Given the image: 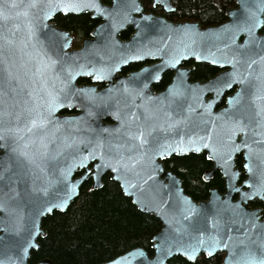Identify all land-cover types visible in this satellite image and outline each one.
Returning a JSON list of instances; mask_svg holds the SVG:
<instances>
[{"label": "water", "instance_id": "95a60500", "mask_svg": "<svg viewBox=\"0 0 264 264\" xmlns=\"http://www.w3.org/2000/svg\"><path fill=\"white\" fill-rule=\"evenodd\" d=\"M152 1L167 13L176 9L172 0ZM96 2L107 10L104 14H98L93 9L67 13L57 10L44 21L46 0H38L36 7H29L32 0H0L9 17L7 20L0 19V114H10L0 116V119L7 121L8 126L16 125L14 117L17 113L38 104L33 91L40 87V81H50V74L53 81L57 75L66 80V70L79 72L70 82V87H76L79 78L92 77L87 72L95 73L103 69V78L96 80L92 77V81L107 84L101 91H97L96 87H87L95 89L106 102L98 100L95 105L84 102V107L79 105V109L83 110L79 116L52 118V124L46 129L48 155L43 162L38 157L36 159L45 167L44 173L14 151L17 144L23 145L22 141L14 142L13 137L0 141V262L12 264L16 260L20 264L17 259L21 255L20 245L34 222L37 233L44 235L32 237L39 247L30 249L24 261V264H30L32 251L40 248L39 239L47 236L43 220L54 212H66L87 181H93V190L103 188V178L110 174L111 180L119 184L123 194L139 211L157 218L162 228L151 240L152 256L145 248L137 246L100 264H121V257L137 251L143 252L155 264L156 258L162 254L161 250L168 247L173 248L174 254L166 257L164 264L178 256L186 259L175 252V248L195 243L200 233L205 237L214 236L222 245H227L221 246L213 255L224 254L222 264H245V246L259 255L260 245L264 244L263 209L251 206L255 200L264 203V198L254 196L242 200L240 193L232 190L231 184L242 191H251L245 181L256 185L264 178V121L255 116L246 86L234 82L231 88L222 89L219 94L216 91L219 87L217 82L230 80L228 74L234 71L232 64L225 63V59H239L241 63L237 67L244 71V61L264 55L258 43L250 42L247 33L234 28L223 30L238 19L242 21L245 18L243 0H236V6L226 12V22L207 27H202L197 21L172 22L165 17L145 13L142 0H112L111 5L104 4L102 0ZM12 3L16 4L15 8L9 7ZM261 3L262 0H250L252 7ZM164 4L174 11L166 10ZM86 13L103 22L92 32L93 38L84 41L80 50L68 52L72 37L56 30L51 22L59 14ZM261 18L264 19V13ZM128 28H132L134 34L129 41H123L119 36ZM262 28L255 30L259 42H264V34L260 33ZM63 34H67L66 37ZM4 38L12 43L5 44ZM60 41L62 45L55 44ZM65 43L67 47H64ZM56 49L60 52L57 53ZM46 50H52L47 64L51 60L56 61L51 68L41 65V60L47 58L43 54ZM197 56L201 58L197 59ZM174 60H179V63L172 67ZM191 60L222 71L206 82H192L190 73L194 67L183 66ZM213 60L218 62L213 63ZM143 61L155 63L127 76L119 74L123 67ZM259 67V64L253 65L257 70ZM168 71L174 72L171 83L156 93L153 85ZM235 86L238 89L228 97L227 106L216 110L224 94ZM242 91L244 98L240 103L230 105L229 98ZM108 119L110 123L106 122ZM236 121L246 125L247 130H235L233 125ZM140 133H143L142 144L139 139L132 138ZM230 135L231 143H247L252 148L250 159L247 148L241 147L240 151L233 153L231 170L239 175L231 182L217 160L209 159L212 148L228 144ZM25 136L28 134L25 133ZM180 140L190 151L184 154L163 151L166 145L175 146ZM189 140L200 145L199 152L194 150L193 145H188ZM98 142L102 147H97ZM203 144L210 147L205 148ZM29 149L34 152L35 146L29 145ZM93 150L102 152L105 160L119 169L113 172L112 168H102L101 187H95L96 180L92 178L81 183L85 170L75 167L81 155ZM203 153L212 163V167L203 174V180L210 182L219 172L225 189L221 192L218 187H212L207 199L196 201L186 193L182 179L166 168L165 161L173 156ZM238 156L243 157V169L237 166ZM99 163L97 158L89 163V167ZM246 163H251L252 172L244 168ZM79 172L82 174L76 177ZM64 173H67L66 181ZM66 184H75L77 194L65 210L44 211L59 204ZM240 241L245 243L241 245ZM36 264L56 263L43 259ZM127 264H144V260L129 257Z\"/></svg>", "mask_w": 264, "mask_h": 264}, {"label": "snow or ice", "instance_id": "6c2138e0", "mask_svg": "<svg viewBox=\"0 0 264 264\" xmlns=\"http://www.w3.org/2000/svg\"><path fill=\"white\" fill-rule=\"evenodd\" d=\"M38 0H32V3L29 7H36ZM160 0H156V3H159ZM119 3H117V7H119ZM155 6V4L153 5ZM10 8H15L16 4L12 3ZM164 7L168 11H174V9L169 8L167 4H164ZM242 7L246 12L245 18L240 21L239 19L233 25L226 26L223 30L227 31L229 28H234L238 32L247 33L250 42L258 43L260 48L264 50V42H259L256 40L255 30L264 27V19L261 18V14L264 13V0L258 7L250 6V0H243ZM84 9H93L98 14H104L107 10L102 8L96 0H46V10L43 11V20L46 21L51 18V15L54 11L62 10L65 13L68 11L79 12ZM139 10V9H137ZM111 15V14H109ZM9 17L3 5H0V19L7 20ZM144 19H148V17H144ZM47 27V25H44ZM31 30V24L29 25ZM65 37L67 34H63ZM5 39V44L10 45L12 42ZM64 47H67V43L64 44ZM138 58V57H136ZM201 57L197 56V59ZM50 59V58H49ZM127 62V61H125ZM218 61L213 60V63H217ZM225 63L232 64L234 71L228 74L231 79L230 80H222L218 81L219 87L216 89L217 94L220 93L222 89L231 88L234 82H239L241 85L246 86L247 95L250 100L251 106L255 109V116L260 117L261 121H264V55H258L256 59L249 58L244 61L246 64V70L241 71L237 65L241 63V61L235 57L233 59H225ZM56 61H50V64H45L44 67H50L54 65ZM179 63V60H174L172 63V67H175L176 64ZM259 64V69H254L253 65ZM39 71V69H38ZM67 71V79L62 81V87L59 92H48L47 99H42V102L39 104H34L32 107H27L23 109L21 112L17 113L14 117L16 120V125L14 127L8 126V122L0 119V141L6 140L8 137H13L15 141H22L23 145L17 144V148L14 151H18L19 155L27 161L28 164L34 165L39 169L41 173L45 172V167L42 163L38 164L36 162L37 157L43 162L47 155V143L46 137V129L50 124H52V116L53 113L59 108H72L74 106L76 99H81L80 106L84 107V102H87L89 105H95L98 100L102 102H106L103 97L98 96L93 88H79L74 89L70 87L71 80L75 79L79 72H73L71 70ZM104 70H97L95 73L92 71L87 72L86 74L92 76L96 80H100L103 78ZM182 75V73H181ZM159 79V77H156ZM147 87V85H145ZM125 92L128 91L127 88L124 89ZM244 98L243 91L242 93H238L236 97L229 98L230 105H235L240 103V101ZM91 114V113H89ZM9 113H2L0 116H7ZM259 126V122H258ZM234 129L237 131L244 132L247 130V126L241 124L240 121L234 122ZM25 133L28 136H25ZM235 131L233 132V135ZM143 133H140L139 136H133V139H139L141 144L144 142ZM232 136H229V143L222 144L220 147H213L212 153L209 156V159H216L217 162L221 165L224 170V174L229 177L230 182L234 180L239 173L231 170L230 162L233 158V153L240 151L241 147L248 149L249 159L252 155V148L247 144H234L231 143ZM202 140V138H201ZM29 145L35 146V151H31L29 149ZM188 145H193L194 150L196 152L200 151V145L196 143V141L189 140ZM97 147H102V144L98 142ZM203 147H210L208 144H203ZM164 152H175L177 154H184L190 151V148L185 145L183 140H180L173 146L172 144H168L163 149ZM157 155H162V153H157ZM99 158V164H93L92 167H89V163L95 161ZM75 167L84 169V173L81 177V183L92 178L96 180L95 187H101L100 183V170L105 167L112 168L113 172H118V168H113L111 163L105 160V157L102 152H97L95 150L87 152L85 155H81ZM244 168L249 172H252L251 163H246ZM64 180H67V173L63 175ZM245 184L251 188V191H242L241 188L235 187V184H231L232 190L237 193H240L242 200L251 199L254 196H259L264 198V178L261 179L259 184L252 185L245 181ZM77 186L75 184H66V191L64 192L63 197L60 198V202L58 205L49 206L44 209V211L52 212L56 208H59L60 211L65 210V208L69 205V202L73 199L76 193ZM42 214V213H41ZM255 226V225H253ZM37 225L33 222L31 228L28 230L27 238L24 243L20 245V253L21 255L17 257L20 264H24V261L30 254V249L38 248L39 244L35 243L32 239L34 235H44V233H37L36 231ZM241 245L245 242L240 241ZM227 247V245H222V242L214 237L208 236L205 237L203 233H200L195 243L180 245L175 248V252H179L190 262H194L197 260L198 256L203 254L207 257H212L214 253L221 247ZM162 254L156 258L155 264H164V259L168 256H172L174 254V250L171 247L161 250ZM243 259H245V264H264V244L260 245L259 255L257 252L253 251L250 247L245 246ZM129 257L135 259L137 257H141L144 260V264H153V261L148 259L145 254L141 251L129 253L127 256L121 257V264H127L129 261ZM3 264V262H0ZM12 264H17L16 260L12 261ZM115 264V262H113Z\"/></svg>", "mask_w": 264, "mask_h": 264}, {"label": "trees", "instance_id": "16d2710c", "mask_svg": "<svg viewBox=\"0 0 264 264\" xmlns=\"http://www.w3.org/2000/svg\"><path fill=\"white\" fill-rule=\"evenodd\" d=\"M105 2H110L105 0ZM147 3V0H145ZM176 11L170 15L176 21H197L203 27L218 25L227 20L226 12L236 6V0H173ZM60 25L72 30L77 36L87 35L95 24L89 14L59 16ZM217 69L207 64H197L193 78L200 81L216 75ZM159 87H163L162 85ZM242 157L237 166L242 168ZM167 169L180 177L187 194L196 201L205 200L212 187L221 192L225 182L216 172L210 182L203 180V174L212 167L206 154L173 156L165 161ZM253 208L264 203L255 200ZM47 236L40 238V248L32 251L30 264L50 259L56 264H100L141 246L153 255L151 240L161 228V222L142 213L126 197L119 184L104 177V186L93 190L85 183L75 202L64 212H54L43 220ZM224 254L206 258L200 257L194 264H222ZM167 264H193L185 258L174 257Z\"/></svg>", "mask_w": 264, "mask_h": 264}, {"label": "flooded vegetation", "instance_id": "af4514ba", "mask_svg": "<svg viewBox=\"0 0 264 264\" xmlns=\"http://www.w3.org/2000/svg\"><path fill=\"white\" fill-rule=\"evenodd\" d=\"M109 1L110 2L107 3V2H105V0H102V2L104 4L111 5L112 4V0H109ZM142 4H143L144 12L145 13H152V14H155V15H158V16H162V17H165L166 19H168L169 21H172V22H184V21H176V20H174L173 18L170 17V15L173 14L176 11V9H175L174 12L167 13L161 6H159V5L153 6L154 4H153V1L152 0H147V3L145 2V0H142ZM175 8H176V6H175ZM68 15H75V14H68ZM68 15L59 14V15H57L52 20L51 23L54 25V28L56 30L61 31V32L63 31L64 33H68L72 37L71 47L68 49V52L69 51H77V50H80L82 48L83 43H84L85 40H90V39L93 38L91 36L92 32L103 22V20L98 19V18H93L92 15L89 14L90 15V18L95 21V24L92 26V28L90 29V31H89V33L87 35H84V36H80L79 37L72 30H69L68 28L63 27L57 21L59 16H68ZM226 21H224V22H226ZM211 26H213V25H211ZM260 33L261 34H264V27L262 28V30L260 31ZM133 34H134V30L132 28H128V29L124 30L119 37L123 41H129L131 39V37L133 36ZM55 44L58 45V46H60V45L63 44V42L60 41L59 43H55ZM50 51L52 53V50H46V51L43 52V54L47 55V58L41 60V65H44V64H47L48 63V54H49ZM56 52L59 53L60 52V49H56ZM51 61H55V60H51ZM154 63H155V61L134 62V63H131V64L123 67L121 69V71H120L119 74H121L122 76H127L130 73H132V72L138 71V70L142 69L143 67L150 66V65H152ZM197 64H205V63H197L194 60H191V61L185 62L184 65H183L184 67H187V68L194 67V69L190 73V81H192V82L193 81H200L198 79H194L193 78V72L195 71V67H196ZM207 65H209V64H207ZM209 66H211V65H209ZM211 67H214V66H211ZM49 68H51V67H49ZM214 68L217 69V73L216 74H218L219 72L222 71L221 69H219L217 67H214ZM50 76H51V80L50 81H40V84H39L40 87L38 89H34V91H33L34 96L36 98L35 101L38 104L42 102V99H47V93L48 92H59V90L63 86L62 85V81H64V80H61L60 77H59V75H57V78L55 80H53V81H52V74H50ZM173 76H174V72L168 71V72L164 73L163 76H162V78L160 79V81L157 84L153 85L154 91L156 93H158L160 91H163L171 83ZM209 79H207L206 81H208ZM206 81H200V82H206ZM106 85L107 84L104 83V82L103 83L93 82L92 81V77H90V78H79L76 81V87L73 86L72 88L79 89V88H84L85 86L86 87H96L97 88V91H101L104 88H106ZM161 85L163 86L162 88L159 87ZM237 89H238V86H235L231 90L227 91L224 94L221 102L217 105L216 110L221 109L222 107L227 106V99H228V97L231 96V95H233L234 92ZM80 103H81V99H76L75 100V103H74V106L72 108H59V109H57L53 113L52 118L53 117L79 116L80 114L83 113V110L82 109H79ZM106 122L110 123L111 120L108 119ZM238 157H240V156H238ZM238 157H237V159H238ZM237 159H236V162H237ZM242 159H243V157H242ZM243 162H244V160H243ZM243 162H242V164H243ZM241 169H243V166H242ZM81 174H82L81 172L77 173L76 174V177L80 176ZM108 175H110V174H108ZM110 179H111V175H110ZM86 183H90L91 188H92V184H93V181L92 180H89ZM103 183H104V178H103ZM260 208H262V207H260ZM202 256H204V255H202Z\"/></svg>", "mask_w": 264, "mask_h": 264}]
</instances>
